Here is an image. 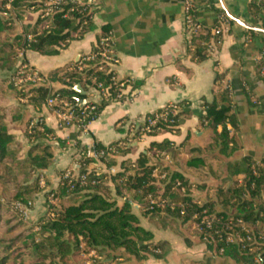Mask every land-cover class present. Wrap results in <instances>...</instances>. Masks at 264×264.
Returning a JSON list of instances; mask_svg holds the SVG:
<instances>
[{"label": "trees", "instance_id": "16d2710c", "mask_svg": "<svg viewBox=\"0 0 264 264\" xmlns=\"http://www.w3.org/2000/svg\"><path fill=\"white\" fill-rule=\"evenodd\" d=\"M42 1L0 0V264H80L79 256L89 251H95L105 259L117 260L118 264H129L130 260L139 261L149 256L163 259L171 250L170 244L164 240L155 241L152 233L140 225L135 210L157 228H165L173 222L192 225L191 216L200 218L205 211L206 215L221 221L240 219L250 223L255 232L264 230V156L259 161L236 160L227 167L229 176L243 175L241 183L233 181L227 188H215L212 193H209L210 188L206 191V187L199 183L208 175L219 178L220 156L230 157L237 149L234 130L226 128V123H230L234 115L229 90L223 84V73L216 74L211 100L201 105L206 112L200 119L204 124L206 142L200 147L186 140L178 148L167 139L150 141L144 151L130 160L123 158L131 150L128 142L119 141L109 145L113 152L105 151L98 159L106 168L117 165L116 172L95 175L92 170L97 161L88 157L87 147L71 135L70 140L76 149V177L70 184L62 180L56 188L46 190L39 186V177H44L53 161L54 143L62 147L65 141L54 136L40 118L28 116L23 105L38 110L46 104L48 97L57 95L68 101L71 111L88 123L105 111L123 90L110 80L113 70L109 65L104 64L103 71H97V60L80 61L81 58L46 74L40 73L48 83L14 89L10 78L20 52L55 55L69 41L82 38L94 28L96 6L93 3L60 0L49 15L42 17L39 12ZM194 12L192 0L189 15L196 22ZM248 12L254 23L264 27V0H251ZM33 13L35 17H31ZM24 19L31 22L23 23ZM214 26L217 29L214 34L200 25L191 35L187 47H193L195 62L211 55V42L215 48L221 42L220 21ZM108 32V27L103 26L97 40ZM94 52L95 47L90 53ZM263 62L264 51L256 64V71L264 82V75L260 74ZM76 84L93 89H98L100 84L109 95L99 103L79 108L77 93L71 90ZM9 96L15 99L26 97V102L10 105ZM183 106L186 105L166 106V117L157 119L145 135L177 132L183 121L191 116L190 111H179ZM120 122L123 124L124 120ZM17 126H23L26 149L18 146L12 133ZM218 126L220 131H217ZM142 134L137 129L132 139ZM95 147L104 150L100 144ZM166 156L170 164L163 162ZM162 173H165L164 177H161ZM82 175L85 179L81 184L78 178ZM44 179L45 186L49 187L50 181ZM107 181L111 182V189ZM195 191L204 197L201 203L197 202ZM40 192L45 196L52 194L59 201L67 200V204L54 209L52 217L40 216L35 221L26 222L15 205L32 202L34 195ZM150 199H165L167 205L157 207L149 203ZM179 206L183 207L182 215ZM219 225L214 224V229ZM206 232L212 233V230ZM196 236L207 250H214L220 257L230 258L238 264H264L263 254L255 262L258 253L249 254L237 245L219 242L216 235L207 240L201 235ZM184 241L189 243L187 238Z\"/></svg>", "mask_w": 264, "mask_h": 264}, {"label": "crops", "instance_id": "0c3cea01", "mask_svg": "<svg viewBox=\"0 0 264 264\" xmlns=\"http://www.w3.org/2000/svg\"><path fill=\"white\" fill-rule=\"evenodd\" d=\"M78 1L91 2L96 6L94 28L82 38L69 41L55 55L25 51L22 54L24 62L42 74L76 62L92 51L97 35L106 26L111 33L112 49L117 58L112 70L123 90L120 97L105 111L86 124L84 131H78L75 125L59 127L60 119L52 106L44 104L36 110L23 105L28 116L40 118L53 131L54 136L65 141L62 147H58L57 142L54 143L53 161L44 172L51 188L56 186L59 171L75 172L76 149L70 140L71 135H75L80 144L86 147L93 143L107 146L126 141L131 150L123 158L130 160L144 151L150 141L167 139L176 148L185 140L196 147L203 145L206 136L200 119L206 112L201 105L211 100L218 73L224 74L223 84L228 88L232 100L234 117L230 123H226V128L234 130L237 149L230 157L220 156L222 163L219 166V178L208 175L207 179L199 183L206 187V191L210 188L209 193L215 188H227L233 181L241 183L243 175L231 177L227 167L236 160L247 158L259 161L264 156V82L256 71L260 49H264V35L248 32V29L231 21L224 10L248 25L264 29L253 22L248 12L251 0H193L194 19L210 34L216 32L214 24L221 14L231 22L221 26L223 36L215 52L199 62L192 59L193 47H187L182 22L184 0ZM80 87L85 94L81 96L75 91L76 104L78 99L83 98L88 99L85 105L101 101L94 89L84 88L82 85ZM177 104L186 105L179 111L186 109L185 111L191 112L190 118L183 121L177 132H158L153 136L142 134L132 139L135 130H130L128 138L129 129L124 126L125 123L139 122L159 109ZM194 110L204 111L205 114L195 119L192 116ZM120 120H124V123ZM220 129L218 126L217 131ZM12 133L16 141L26 149L23 128L17 126ZM133 143L135 145L130 146ZM163 162L170 164L167 156ZM96 167L106 175L109 168L115 171L118 168L117 165L106 168L99 161ZM192 180L198 181L195 178ZM106 184L112 188L110 181ZM194 196L198 203L203 201L204 197L198 192L195 191ZM32 201L33 207L29 212L31 218H34L47 208L44 192L34 195ZM259 203L262 201L259 200ZM134 212L139 217L140 225L152 233L153 239L167 241L171 250L163 259L149 256L139 261L130 260L129 264H238L230 258L216 255L214 250H207L205 244L187 230L186 225L173 222L165 228H157L140 216L137 210ZM185 238L188 239V244L185 243Z\"/></svg>", "mask_w": 264, "mask_h": 264}, {"label": "built area", "instance_id": "2783aa9c", "mask_svg": "<svg viewBox=\"0 0 264 264\" xmlns=\"http://www.w3.org/2000/svg\"><path fill=\"white\" fill-rule=\"evenodd\" d=\"M59 2L60 0H43L42 8L39 10L40 15L42 17L49 15L56 7V5H58ZM191 5H192V0H184L182 22H183L184 34L188 43L191 40V35L194 33L195 30H197L200 27V25L197 22L191 20V17L189 15ZM219 21L221 26H225L228 23L224 15H220ZM95 48H96V52L90 53L88 56L81 57L80 61L97 60V62L99 63V65L96 68L97 71H103L104 64L109 65L110 69L112 70L113 66L117 62V58L115 57V54L112 49L111 33L108 32L106 35L101 36L96 41ZM211 48H212V52H215V46L213 42H211ZM263 51L260 52L259 59L263 56ZM260 74L264 75V67L260 72ZM110 80L112 81V83H118V85L121 86V83L117 81L114 73L111 75ZM92 81H94V79ZM10 83L15 89L22 90L24 86L27 85H40L48 82L36 69L26 64L23 61L22 56L20 55L16 63L14 74L10 78ZM97 87L98 89L94 88L96 93L99 95L101 99H106L109 95L106 88L101 87L100 84H98ZM119 97L120 94L117 96V98ZM19 101L21 103H25L26 97H21ZM46 105L56 107L54 109L60 119L59 127H68L70 125H75L78 131L85 130L87 123H84L83 118L75 115L71 111L70 108L71 105L68 101L64 99H60L56 95L53 97H48L46 99ZM166 115H167V109L166 107H164L161 112L152 113L151 117H144L139 122L129 121L125 123L124 126L127 127L129 131L132 129L133 130L139 129V131L145 134L146 132H149L151 130V127L155 125L157 119L165 118ZM95 145L96 143H93L87 147L86 155L88 157L95 159L96 161H98V159H100L104 155L105 151L106 153L113 152V148L110 147L109 145L103 146L104 150H97ZM114 171H115L114 169L109 168L107 170V174L112 175L114 174ZM93 172L95 175L105 173L100 168H96ZM164 175L165 173H162L161 177H164ZM84 177L85 176L82 175L81 177L78 178L81 184L84 183V179H85ZM73 178L75 177H73L72 173L69 170H65L62 172V177L59 181V184H61L62 180H66L67 184H70ZM38 183L40 186H43L42 177H39ZM149 203L152 205L155 204V206L157 207L167 205L165 199H158V200L150 199ZM30 206H31V202H27L26 204L17 203L15 205L20 216L23 219L27 217V212ZM178 209H179V213L182 215L184 212L183 207L179 206ZM203 213L204 214L201 215L200 218L197 215H192L190 218L191 224L194 227L196 235H201V237L204 240H207L208 237H212V235H216L219 242H223L225 244L237 245L241 250L246 251L249 254L258 253L255 262L257 261V259L260 257L261 254H263L264 257V230H259L255 232L254 229L251 227L250 223H246L240 219L237 220L227 219L221 221L219 218L216 219L212 216L206 215L205 211H203ZM214 224H220L219 225L220 227L218 228L216 227L214 229L213 227ZM207 230H212V233L207 234L206 232ZM221 251L222 248L219 249V252ZM89 255L90 258L84 261L82 264H118L117 260L105 259L101 255L94 253V251H91Z\"/></svg>", "mask_w": 264, "mask_h": 264}, {"label": "rangeland", "instance_id": "374dc122", "mask_svg": "<svg viewBox=\"0 0 264 264\" xmlns=\"http://www.w3.org/2000/svg\"><path fill=\"white\" fill-rule=\"evenodd\" d=\"M31 15V17H35V14L33 13V14H30ZM29 22H31V20H28V19H24L23 20V23H29ZM22 56V53L20 52L19 53V56ZM18 56V57H19ZM22 59H23V56H22ZM31 67V66H30ZM15 89V88H14ZM21 98V97H20ZM20 98H11L10 96H9V101H8V103L10 104V105H13V106H17L18 105V102L19 103H21L20 101H19V99ZM29 126H30V124H29ZM21 128H23V126H20ZM18 146L19 147H21L22 149H23V145L22 144H20L19 142H18ZM99 161V160H98ZM99 163L100 164H102L100 161H99ZM96 168H98V167H96L95 166V168L92 170V171H94ZM63 171H65V170H63ZM63 171H61V172H63ZM71 172V171H70ZM116 171H114V173H115ZM72 173V175H73V177H76V174H75V172H71ZM107 175H109V174H107ZM42 177V176H41ZM61 177H62V173L61 174H59L58 173V175H57V183H56V186L54 187V188H56L58 185H59V181H60V179H61ZM45 177H42V179H43V186H40V187H42L43 189L45 188L46 190L47 189H50V187H51V185L49 186V187H47V186H45V179H44ZM45 198H46V203H47V208H46V210L45 211H42V212H40V213H38V215L37 216H35L34 218H31V216H30V209L33 207V201L31 202V206H30V208L28 209V212H27V217L24 219V220H26V222H32V221H35V220H37L40 216H45V217H52V215H53V210L54 209H58V208H60V206H62V205H66L67 204V200H62V201H59V200H57L56 198H54L53 197V195L52 194H47L46 196H45ZM186 227H187V230L189 231V232H192L193 234H195L196 235V232H195V230H194V227H193V225H190L189 223H188V225H186ZM91 251H89L88 253H83V254H81L80 256H79V258H78V262H80V264H82L84 261H86L87 259H89L90 258V255H89V253H90ZM94 253H96L95 251H94ZM97 254V253H96Z\"/></svg>", "mask_w": 264, "mask_h": 264}, {"label": "water", "instance_id": "95a60500", "mask_svg": "<svg viewBox=\"0 0 264 264\" xmlns=\"http://www.w3.org/2000/svg\"><path fill=\"white\" fill-rule=\"evenodd\" d=\"M224 10V9H223ZM224 12L226 13V15H227V17L231 20V21H233V22H235L236 24H238V25H240L241 27H243V28H245V29H248V30H251V31H254V32H256V33H258V34H261V35H264V29H262V28H259V27H256V26H251V25H248V24H246V23H244V22H242V21H240V20H238V19H236V18H234V17H232L226 10H224ZM71 90H73V91H76L77 93H79L81 96H84V91L81 89V87H80V85L79 84H76V85H74L73 87H71ZM86 102H88V99H78L77 100V106L79 107V108H82V107H84V105H85V103ZM186 109H182V111H185ZM202 114H205V112L204 111H197V110H194V111H192V116H193V118H195V119H197L200 115H202ZM135 145V143H133L132 145H130V146H134Z\"/></svg>", "mask_w": 264, "mask_h": 264}]
</instances>
